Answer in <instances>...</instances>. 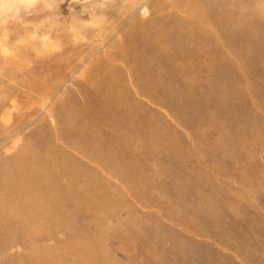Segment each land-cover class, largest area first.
Masks as SVG:
<instances>
[{
	"label": "rangeland",
	"instance_id": "1",
	"mask_svg": "<svg viewBox=\"0 0 264 264\" xmlns=\"http://www.w3.org/2000/svg\"><path fill=\"white\" fill-rule=\"evenodd\" d=\"M0 190V264H264V0H0Z\"/></svg>",
	"mask_w": 264,
	"mask_h": 264
},
{
	"label": "bare ground",
	"instance_id": "2",
	"mask_svg": "<svg viewBox=\"0 0 264 264\" xmlns=\"http://www.w3.org/2000/svg\"><path fill=\"white\" fill-rule=\"evenodd\" d=\"M195 5H197V4H195ZM195 5H194V4H191L190 6H191V8H192V6H195ZM190 6H189V7H190ZM189 13H191V14H196L195 12H191V11H190ZM197 16H198V15H197ZM202 17H203V16H202ZM124 90H125V89H123V91H124ZM125 91H126V90H125ZM116 96H117V95H116ZM111 98H112V97H111ZM122 99H123V98H122ZM115 100H116V99H115ZM111 108H112V107H111ZM114 108H115V107H114ZM59 160H60V159H59ZM59 162H60V161H59ZM61 163H62V162H61ZM57 165H59V164H57ZM61 165H62V164H61ZM65 171H66V166H64V164H63L62 169H60L59 174L62 175L63 172H65ZM52 173H53V172H52ZM54 175H55V174H53V177H54ZM63 175H64V174H63ZM56 177H57V176H56ZM60 177H61V176H60ZM41 180L45 181V177L42 176ZM2 186H4V185H2ZM2 186H1V187H2ZM55 186H56V184H55ZM57 186H58V185H57ZM68 187H69V186H68ZM94 187H95V186H94ZM47 188H48V187H47ZM59 188H60V187H59ZM52 190H53V189H52ZM0 191H1V190H0ZM65 193H66V192H65ZM43 195H44V194H43ZM54 196H55V195H54ZM67 196H68V195H67ZM46 197H47V196H46ZM54 200H55V199H54ZM42 203H43V202H42ZM46 203H47V202H46ZM38 204H39V203H38ZM43 204H44V203H43ZM43 204H42V205H43ZM2 206H3V205L0 204V207H2ZM43 206H44V205H43ZM38 207H39V206H38ZM38 207H37V208H38ZM1 211H2V210H1Z\"/></svg>",
	"mask_w": 264,
	"mask_h": 264
}]
</instances>
